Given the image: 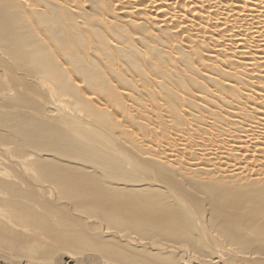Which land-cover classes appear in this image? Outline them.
<instances>
[{
    "label": "bare ground",
    "instance_id": "1",
    "mask_svg": "<svg viewBox=\"0 0 264 264\" xmlns=\"http://www.w3.org/2000/svg\"><path fill=\"white\" fill-rule=\"evenodd\" d=\"M0 264H264V0H0Z\"/></svg>",
    "mask_w": 264,
    "mask_h": 264
}]
</instances>
